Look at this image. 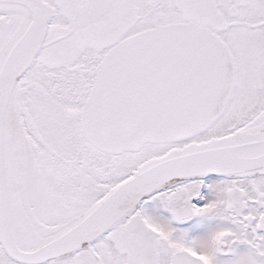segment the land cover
Here are the masks:
<instances>
[{"label":"snow or ice","instance_id":"obj_1","mask_svg":"<svg viewBox=\"0 0 264 264\" xmlns=\"http://www.w3.org/2000/svg\"><path fill=\"white\" fill-rule=\"evenodd\" d=\"M0 264H264V0H0Z\"/></svg>","mask_w":264,"mask_h":264}]
</instances>
